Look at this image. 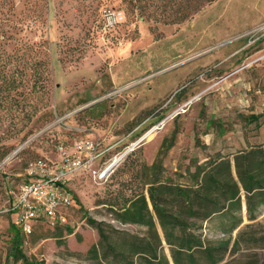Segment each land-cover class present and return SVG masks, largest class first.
<instances>
[{"label":"rangeland","instance_id":"obj_1","mask_svg":"<svg viewBox=\"0 0 264 264\" xmlns=\"http://www.w3.org/2000/svg\"><path fill=\"white\" fill-rule=\"evenodd\" d=\"M105 9L121 13L112 27ZM251 113L262 114L259 124L241 117ZM155 126L106 181L87 169L67 174L76 206L60 210L63 225L34 224L38 240L23 245L28 256L107 264L88 252L99 241L88 217L112 238L115 229L152 238L110 210L122 203L118 192L125 200L138 185L141 160L174 178L216 153L264 145V0H0V264L14 218L8 197L12 203L31 177V163L60 167V148L72 151L82 138L106 149L98 169ZM242 218L232 232L224 220L222 229L202 232L239 239L218 264H264V209L254 220L243 210Z\"/></svg>","mask_w":264,"mask_h":264},{"label":"trees","instance_id":"obj_2","mask_svg":"<svg viewBox=\"0 0 264 264\" xmlns=\"http://www.w3.org/2000/svg\"><path fill=\"white\" fill-rule=\"evenodd\" d=\"M261 115L251 113L241 117L247 123L259 124ZM209 123L219 128L213 119ZM172 144L173 137L169 144L163 142L161 146L167 149ZM129 156L115 169L125 168L131 160ZM140 162V170L134 172L139 187L136 185L135 189H130L125 200L118 192L115 196L122 203L116 208L111 205L110 210L116 221L143 226L152 238L116 229L113 231L116 236L112 238L104 230L103 222L88 217L87 221L99 234L98 243L88 251L97 261L104 259L107 264H218L226 252L237 249L239 239H232L231 235L216 240L207 239L202 233L204 229L212 227L220 230L224 220L229 222L224 232L229 233L241 224L243 210L248 220H254L264 209L263 143H252L231 156L216 153L208 161L195 164L194 169L187 168L185 172L176 173L174 178L163 176L156 161L152 164L145 160ZM29 181L28 177L22 183ZM61 187L65 189L64 183ZM65 191L76 206L75 197ZM8 207H11V196L8 197ZM9 211L13 214L12 210ZM35 223L64 224L43 216L36 218L32 225ZM33 226L30 232L25 233L12 219L8 226L9 240L3 264H46L42 259L28 256L23 249L28 239L32 244L38 240L33 237ZM165 246L169 249V256L164 252Z\"/></svg>","mask_w":264,"mask_h":264},{"label":"built area","instance_id":"obj_3","mask_svg":"<svg viewBox=\"0 0 264 264\" xmlns=\"http://www.w3.org/2000/svg\"><path fill=\"white\" fill-rule=\"evenodd\" d=\"M103 15L108 27L114 26L121 18V13L113 9H105ZM106 149H102L97 140L82 139L74 143L72 151L60 148V167H52L44 160L38 159L28 166L29 182L19 186V193L12 201L9 210L14 213L13 222L28 233L33 221L45 217L50 221H65L60 211L62 208L73 206L74 202L61 187L68 173L80 169L90 170L98 181H106L121 162L114 163L111 157L101 168L95 169L97 158H102ZM116 155H119L116 154ZM113 162V165H108Z\"/></svg>","mask_w":264,"mask_h":264},{"label":"bare ground","instance_id":"obj_4","mask_svg":"<svg viewBox=\"0 0 264 264\" xmlns=\"http://www.w3.org/2000/svg\"><path fill=\"white\" fill-rule=\"evenodd\" d=\"M155 131H156V128L155 127H153V128H151L150 130H148L144 135H145V140H148V139H150L153 135H154V133H155ZM129 152V149H126V150H124L123 152H121L119 155H115V157L112 159V161L114 162V163H116V162H120L122 159H124L123 157L127 154Z\"/></svg>","mask_w":264,"mask_h":264},{"label":"water","instance_id":"obj_5","mask_svg":"<svg viewBox=\"0 0 264 264\" xmlns=\"http://www.w3.org/2000/svg\"><path fill=\"white\" fill-rule=\"evenodd\" d=\"M155 128L157 129V126H155ZM145 140V135L141 136L137 141H135L131 146H129V151L133 149L134 146H137L139 144H141L143 141ZM16 153V152H15ZM14 153V154H15ZM111 165H113V162H111L108 167H110Z\"/></svg>","mask_w":264,"mask_h":264}]
</instances>
